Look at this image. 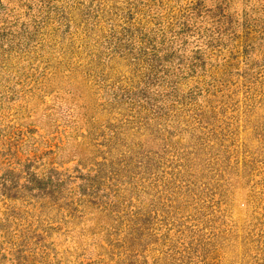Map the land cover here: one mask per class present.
I'll return each mask as SVG.
<instances>
[{
    "label": "rangeland",
    "instance_id": "rangeland-1",
    "mask_svg": "<svg viewBox=\"0 0 264 264\" xmlns=\"http://www.w3.org/2000/svg\"><path fill=\"white\" fill-rule=\"evenodd\" d=\"M0 264H264V0H0Z\"/></svg>",
    "mask_w": 264,
    "mask_h": 264
},
{
    "label": "trees",
    "instance_id": "trees-1",
    "mask_svg": "<svg viewBox=\"0 0 264 264\" xmlns=\"http://www.w3.org/2000/svg\"><path fill=\"white\" fill-rule=\"evenodd\" d=\"M153 52H154V59L155 60H162V58H161V56H160V54L157 52V50H155V49H153ZM88 181H89V178H85V182L84 183H82L81 185H80V187L83 189L84 187H85V189H86V187H90L91 185H92V183L90 182V183H88ZM93 186V185H92ZM91 186V187H92Z\"/></svg>",
    "mask_w": 264,
    "mask_h": 264
}]
</instances>
